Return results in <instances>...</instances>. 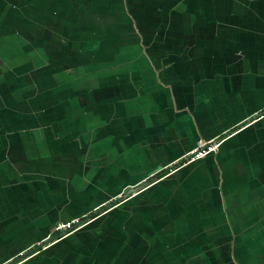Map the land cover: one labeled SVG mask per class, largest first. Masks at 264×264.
I'll list each match as a JSON object with an SVG mask.
<instances>
[{
    "label": "crops",
    "instance_id": "obj_1",
    "mask_svg": "<svg viewBox=\"0 0 264 264\" xmlns=\"http://www.w3.org/2000/svg\"><path fill=\"white\" fill-rule=\"evenodd\" d=\"M9 261L264 264V0H0Z\"/></svg>",
    "mask_w": 264,
    "mask_h": 264
},
{
    "label": "built area",
    "instance_id": "obj_2",
    "mask_svg": "<svg viewBox=\"0 0 264 264\" xmlns=\"http://www.w3.org/2000/svg\"><path fill=\"white\" fill-rule=\"evenodd\" d=\"M218 142L219 141L217 140L207 142V143L200 142V144L192 152H189L187 155H185L181 159V165H185L190 162L200 160L203 157H205L207 154L214 153L218 147V144H219ZM108 205L112 207L113 205L115 206L116 203H113V201H111L109 202ZM83 223L84 222L80 221L79 219L71 220L66 223L57 224L56 226H54V231L57 232L60 236H65L68 233H71L77 230L78 228H80L83 225ZM6 264H17V263L15 261H12V262L9 261Z\"/></svg>",
    "mask_w": 264,
    "mask_h": 264
},
{
    "label": "flooded vegetation",
    "instance_id": "obj_3",
    "mask_svg": "<svg viewBox=\"0 0 264 264\" xmlns=\"http://www.w3.org/2000/svg\"><path fill=\"white\" fill-rule=\"evenodd\" d=\"M200 144V143H199ZM198 144V145H199ZM179 166H181V159L180 160H178V161H176V162H174L170 167L171 168H166L165 170H160V172H158L155 176H153V178H150V179H148V184L150 183V182H152L153 180H157L158 178H160V177H162V175H165L170 169H175V168H177V167H179ZM160 173V174H159ZM159 175V176H158ZM147 182H142L141 184H145V183H147ZM139 185V184H138ZM86 217L85 218H82V219H79L80 221H82V222H85L86 221ZM59 234L57 233V232H55L54 231V227L52 228V230L50 231V238H53L54 240H56L55 239V237H57ZM16 261H18V260H16Z\"/></svg>",
    "mask_w": 264,
    "mask_h": 264
},
{
    "label": "water",
    "instance_id": "obj_4",
    "mask_svg": "<svg viewBox=\"0 0 264 264\" xmlns=\"http://www.w3.org/2000/svg\"><path fill=\"white\" fill-rule=\"evenodd\" d=\"M146 185H148V182L145 183V184H140V185H138V186H136V187H134V188H132V189L126 191V192L123 194V196H120L119 198H116L115 200H113V203H118V202H120L122 199H124V198L130 196L132 193H133V194H134V193H137L140 189L144 188V186H146ZM109 207H111V206H109ZM109 207H108V208H109ZM47 243H48V242L41 244L40 246H38V247L35 248L34 250H37V249H40L41 247H44Z\"/></svg>",
    "mask_w": 264,
    "mask_h": 264
}]
</instances>
